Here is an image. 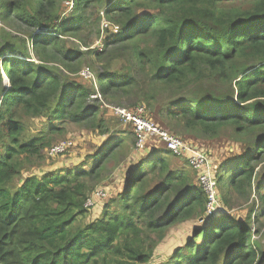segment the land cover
I'll return each instance as SVG.
<instances>
[{
  "label": "trees",
  "instance_id": "trees-1",
  "mask_svg": "<svg viewBox=\"0 0 264 264\" xmlns=\"http://www.w3.org/2000/svg\"><path fill=\"white\" fill-rule=\"evenodd\" d=\"M66 1L0 0V21L22 28V36L10 38L0 29V264H154L153 252L168 228L203 217L205 225L158 264H264L246 222L221 212L205 217L206 197L194 172L163 143L161 149L147 147V141L149 153L130 167L120 186L84 206L105 165L135 142L131 126L111 108L102 115V101L132 93L136 102L128 107L140 104L148 113L155 110L151 101L159 88L171 96L199 88L195 95L168 97L156 112L162 123L181 125V138L194 142L218 139L229 130L244 150L218 163L217 187L224 205L231 193L251 196L256 168L264 161V0H72L65 14ZM103 8L118 32L109 31L98 50L84 33L99 25ZM67 37L84 50L67 48ZM94 60L102 64L98 69ZM119 60L124 65L111 68ZM83 64L92 70L95 87L66 76L76 75ZM97 93L99 98L91 99ZM33 118H45L47 132L25 140ZM114 119L129 134L109 135L88 168L82 163L33 172L44 157L70 150L48 155L56 143L48 134L60 130L55 123L105 134ZM255 191L261 205L257 219L264 216V179ZM94 207L99 216L80 223Z\"/></svg>",
  "mask_w": 264,
  "mask_h": 264
},
{
  "label": "rangeland",
  "instance_id": "rangeland-1",
  "mask_svg": "<svg viewBox=\"0 0 264 264\" xmlns=\"http://www.w3.org/2000/svg\"><path fill=\"white\" fill-rule=\"evenodd\" d=\"M66 2L65 5L67 6V10L65 14H68L70 13L69 10L71 8V3H66ZM97 10L98 8H96L95 11ZM103 10L104 8L102 10L99 9L98 11V15H100L99 25L97 26L94 24L90 25L89 29L84 33V37L89 40V45L91 46V48H96L98 50L102 49L103 47L102 42L104 38L110 33L109 31L112 32L111 28L109 27L105 28L103 26V22L101 23L102 18L105 19V17L103 16ZM0 29H3L5 31L4 38H7L11 33L22 36L21 34L22 28L20 24L13 22L12 20L6 22L0 21ZM97 29L99 31V34H97ZM0 40H2L1 31H0ZM64 41L67 48L76 49L78 45V48L80 50H84V48L78 44V41L72 37L64 38ZM28 52L30 54V57L34 59V53L32 49H30ZM16 57H22V56L17 54ZM107 58L108 55H105V58L103 59L106 60ZM24 59L25 58H23V60ZM26 60L28 59L26 58ZM101 65L102 64L100 62L94 60V69H98ZM123 65H124V60L121 61L119 60L117 62H113L110 66H112L111 68L115 69ZM50 67H55L60 71L62 70V67L57 64H51ZM0 69H1V65H0ZM81 69L82 70H80V72H78L76 75H66V76L69 77L70 79L75 78L79 82L87 84L86 86L90 87L91 85L95 87V79L92 70L88 68L86 64H83ZM139 82L140 81H138L137 84L138 88H140ZM142 84H144V82H142ZM138 88H135V92L138 90ZM157 90L158 91L155 92L153 96V100L151 101V102L153 101L155 102V110H151V111L149 110L148 117L158 122L160 126L163 124L164 126H167L170 130L173 129L172 130L173 133L175 131L176 133H178L176 135H179L181 137L182 135H180V133L182 132L183 129L182 126L175 122H172L171 124L162 123L161 122L162 120L159 118V115L156 112L157 107H159L160 105L163 106L167 102L168 97H174V98L182 97V96L187 97L188 93L195 95L196 92L199 90V88L191 87V89L189 88L188 90L175 93L174 96H171L172 94H170V92L165 88L162 89L159 88ZM135 98L136 97H134L132 93H130L128 96H122L121 99L119 98L115 100L113 103L108 104L102 101V105L100 106V111L102 112V115L104 114L108 116V114L111 111L110 110L111 106L128 107L134 102H136ZM91 99H93V97H91ZM117 122L119 121L114 119V124L109 126L108 128L109 132L105 134H100L98 133L97 130H92L91 128H87L86 126L80 127L79 125L67 123V122L62 124L55 123L54 125L56 127H59L60 130L48 134V139L50 143L68 139L72 141V146L71 148H69L70 149L69 152L64 156L61 157L59 156L55 159H46L44 157V161L42 160L39 165L40 166L39 170L37 171L36 168V170H34L33 172L40 174L42 170L62 168V167L73 168L79 166L82 163H85L84 167L88 168L89 164H91L93 160L91 156L101 147L103 141H105L109 135L115 134L117 131H120L119 134H124V132H121L123 130H126V135L127 133L129 134V131L126 129L127 127L119 123L117 124ZM44 132H47V121L45 118L29 119V121L26 123V132L24 139L26 140L32 136ZM230 137H231L230 131L226 130L223 132L222 137L215 140L196 139L197 142H194L190 139H185V138L183 139L189 143L195 144L198 147H202L210 152L213 161V168L215 172L218 169V165H219L218 163L220 161H224L228 159L230 156H236L244 150V145H241L236 140H232ZM152 143L151 142H149V144L147 143V147H149L148 145H150L151 147L154 146L157 148L160 147L161 149L163 148L162 143H159V141L157 142L159 144H154L156 143V140H154ZM250 150L252 151L253 148L251 147ZM148 153L149 152L146 149L136 151L134 146L131 145L130 142H127L125 147L122 150H120V153H117L116 157L105 165V169L102 175L100 176L99 180L93 181L91 183L92 186L91 188L94 189L96 188V186L101 187L102 189H104L105 193L107 194L109 189V194H110V192H112L113 189H117V187L120 186V183L122 182L125 173L130 169V167H132L138 159L145 157ZM86 157L90 158V159L87 158V162L84 161ZM185 166L187 167V165ZM22 177H24V173L21 174L19 177H17V179H15V183L18 184L19 180ZM194 177H195L194 182L196 183V175ZM262 179H264V161L261 162L256 168V174L253 180L251 196L248 199H244L239 195L236 196L233 193H231L230 196H228V201L226 205L223 204V201L220 196V194L221 195L223 194V191L220 193L219 191L220 189L217 188L219 203L216 213L221 212L226 216H229L230 219L246 222L247 225H249V227L251 228L252 241H254V244L257 245V247L261 249L262 252H264V216H260L257 219L255 217L259 209L261 208V205H259L260 201L258 199V195L255 191V185L259 180ZM251 208H252V212L250 214V220H246L247 215L250 213ZM99 214H100L99 207H94L91 210H87L84 213L83 217L79 219L80 223L91 221L94 218H96V216H99ZM205 220L206 219H204V217L198 218L190 221L181 222L168 228L164 234V237L157 244L153 252V256L151 260L152 263L158 264L159 262L166 260L167 257L173 252V250H175L179 246H182L188 239L192 237L195 229L205 225L204 224Z\"/></svg>",
  "mask_w": 264,
  "mask_h": 264
},
{
  "label": "built area",
  "instance_id": "built-area-1",
  "mask_svg": "<svg viewBox=\"0 0 264 264\" xmlns=\"http://www.w3.org/2000/svg\"><path fill=\"white\" fill-rule=\"evenodd\" d=\"M67 1L66 3H71ZM105 28L109 27L112 33L118 32V26L113 25L102 18L101 23ZM93 98H99L98 93L92 95ZM114 115L119 118L122 124L131 126L134 133V148L136 151L144 149L147 141L157 140L163 143L173 156L182 158L186 165L195 173L196 183L198 188L206 197L205 217L212 216L216 213L218 207V192L217 179L213 168V163L210 161L206 152L202 148L193 145L179 137L178 135L161 128L151 118L145 107L136 104L132 107L111 106ZM72 146V141L65 139L51 145L48 149V155L54 157L68 151ZM104 189L96 187L90 197L85 201L84 206L90 207L95 201L102 200L106 197Z\"/></svg>",
  "mask_w": 264,
  "mask_h": 264
},
{
  "label": "water",
  "instance_id": "water-1",
  "mask_svg": "<svg viewBox=\"0 0 264 264\" xmlns=\"http://www.w3.org/2000/svg\"><path fill=\"white\" fill-rule=\"evenodd\" d=\"M6 83H8V80H5Z\"/></svg>",
  "mask_w": 264,
  "mask_h": 264
},
{
  "label": "crops",
  "instance_id": "crops-1",
  "mask_svg": "<svg viewBox=\"0 0 264 264\" xmlns=\"http://www.w3.org/2000/svg\"><path fill=\"white\" fill-rule=\"evenodd\" d=\"M152 140H150V142H151Z\"/></svg>",
  "mask_w": 264,
  "mask_h": 264
}]
</instances>
